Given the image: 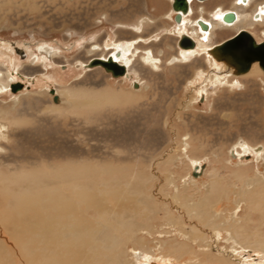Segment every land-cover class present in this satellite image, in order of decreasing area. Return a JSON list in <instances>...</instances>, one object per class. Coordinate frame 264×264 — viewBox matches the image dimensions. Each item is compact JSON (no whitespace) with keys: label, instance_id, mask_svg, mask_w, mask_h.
<instances>
[{"label":"rangeland","instance_id":"1","mask_svg":"<svg viewBox=\"0 0 264 264\" xmlns=\"http://www.w3.org/2000/svg\"><path fill=\"white\" fill-rule=\"evenodd\" d=\"M170 1L0 0L1 79L8 74L24 84L16 93L0 90V174L36 167L56 173L65 162L83 167V183L101 181L104 191L118 195L105 218L110 230L102 231L118 241L122 264H145L162 252L161 245L173 242L205 251L202 233L192 232L202 235V246L185 238L192 227L205 229L216 256L232 255L234 264H264V251L249 236L264 238V74L255 67L235 82L207 81L213 73L208 49L242 27L214 24L206 48L182 60ZM214 1L210 6L195 1L186 18L212 19L215 5L235 6L234 0ZM245 29L264 41V23ZM116 44L128 47L124 78L84 68L92 58L111 55ZM195 70L203 71V79L190 83ZM258 146L262 150L255 154L252 148ZM212 197L217 200L210 206L220 202L223 208L218 228L225 217L230 221L232 200L240 201L233 227H241L248 248L229 240V222L222 226L227 231L214 235L186 219V202ZM118 212L122 223L114 219ZM166 213L183 224L184 235Z\"/></svg>","mask_w":264,"mask_h":264},{"label":"bare ground","instance_id":"2","mask_svg":"<svg viewBox=\"0 0 264 264\" xmlns=\"http://www.w3.org/2000/svg\"><path fill=\"white\" fill-rule=\"evenodd\" d=\"M188 2H191V0H188ZM190 8L188 6L187 15ZM186 14H181V18ZM220 15L221 12H218L217 17ZM242 17L246 18V15L242 14ZM201 21H204V19H201ZM209 24V27H211L209 30L208 28L207 30L200 28L205 31L202 35L205 42L211 40V36L215 32L213 29L214 24L219 26L218 23L210 21ZM193 38L196 42L195 48H192L193 50H180L182 60L185 58L184 56H188L193 51L206 48L203 41L199 39V35H193ZM213 47L208 49L209 51L205 56L209 67H211V72H213L210 75L211 77H207V81L215 80L218 82L222 79L226 82L229 81L228 78H233L235 82L237 76L250 73L255 70V67H259L257 63H252L246 72L238 74L233 67L223 61L216 60L212 56L210 50ZM127 48L116 44L113 49L114 52L109 56L118 64L123 63L126 66L125 54L128 51ZM49 56L54 57V53H50ZM258 69L262 71L260 68ZM202 73V70H197L190 83H199L203 79ZM1 75L0 73V90L11 88L12 77L7 74L6 80L3 81ZM54 102H57V98ZM243 148H247V146L244 145ZM261 150L260 146L252 148L255 154L260 153ZM231 155L234 158V152H231ZM198 168L200 166H197L196 169ZM83 175V167H76L66 162L65 165H59L56 173L49 171V169L36 167L22 174L19 172L11 175L5 172L0 174V264H122L118 251V241L110 237L107 232L102 231L109 232L110 230L105 218L110 215L111 208H109V205L117 202L118 195L116 196L114 190L104 191V183L100 180L99 183L98 180L91 181L89 184L83 183ZM232 194L241 200V193L233 191ZM216 195L219 197L218 194ZM215 200L217 199L212 197L211 199L198 200L195 203L186 202L183 206L185 207L186 219L195 220L196 223L206 228L209 227L214 235L221 234L220 229L226 230L228 227L223 228L222 226L227 225V222H229L228 224L231 227L229 240L236 238L237 242L235 241V243L237 245L248 248V237L239 232L240 225V228L233 227V222L237 218L234 216L238 212L240 201L232 200L228 216L230 221L224 216L221 228H218L216 223L222 218L223 208H220V202L213 203L210 206V202ZM123 205L122 208L126 210L127 208ZM135 205L132 206L135 207ZM120 212L114 215V219L122 223L120 219L122 213L120 214ZM189 212L191 213L189 214ZM166 219L171 224L176 225L179 231H182V234L184 233L183 224L173 215L167 214ZM195 228L192 227L191 231L186 233L185 238L192 239L193 242L198 241L197 243L202 246V235L207 238L205 229L199 231ZM112 229L115 232L119 231L120 228ZM192 232L202 233L201 238L198 235L199 238L192 237ZM242 232L244 233V230ZM249 236L250 238L253 237L258 248L264 251V238H259L260 236L258 237L255 234ZM206 238L203 240L205 251L199 249L197 252L193 246L173 242L161 245V255L152 254L149 259L145 260V264H171L169 259H172L175 264H234L232 255L216 256L213 247L207 243ZM207 248L212 249V253Z\"/></svg>","mask_w":264,"mask_h":264},{"label":"water","instance_id":"3","mask_svg":"<svg viewBox=\"0 0 264 264\" xmlns=\"http://www.w3.org/2000/svg\"><path fill=\"white\" fill-rule=\"evenodd\" d=\"M188 6V0H172L171 8L175 12V23L181 21V14H186L188 12ZM222 19L224 22H233L235 21V15L229 12L223 15ZM198 25L202 30H207V24L201 20H198ZM243 41H247L246 46ZM194 45V41L185 34H181L177 42V46L182 49L193 48ZM210 52L216 60L223 61L233 67L238 74L246 72L252 63H257L264 73V41L256 43L254 38L245 30H240L233 36L216 44ZM96 67L102 68L113 78L124 77L126 75V67L115 62L111 56H107L105 59L92 58L85 65L87 69ZM133 86L136 87V84L134 83ZM20 88L21 84H14L11 86V91L16 92L20 90ZM50 93H54V90L51 89ZM54 100H56V96ZM197 174L198 172H193V176H197Z\"/></svg>","mask_w":264,"mask_h":264},{"label":"flooded vegetation","instance_id":"4","mask_svg":"<svg viewBox=\"0 0 264 264\" xmlns=\"http://www.w3.org/2000/svg\"><path fill=\"white\" fill-rule=\"evenodd\" d=\"M198 2V3H201L202 5L205 3V2H207L206 4H204L205 6H210L211 4H213L215 1L213 0V1H211V2H208V1H210V0H204V1H202V0H191V2H189L190 3V12L188 13V16H187V14H186V16H183L182 18H181V21H180V23H174V26H173V28H175L176 30H174L175 32H172L173 34H176L178 37V39L176 40V45H177V42H178V40H179V38H180V36H181V34H180V32H182V34H185V35H187L189 38H191V40H193L194 41V38H193V35H199V39L201 40V41H203V42H205V38H202V35L204 34L203 32H205V31H202L201 29H200V26L198 25V20H201L200 19V17H199V19H187L186 17H189V16H192L193 14V9H192V6H193V3L194 2ZM171 2L172 1H170V4H171ZM234 7H232L231 9H229V10H225V9H223V8H217V5H215L212 9H211V18L212 19H208V18H203L204 19V21H202V22H204L205 24H207V28H208V30L209 29H211V27H209L210 26V24H209V21H215L216 23H218L219 24V26L217 27V28H219V27H225V28H223V29H226V28H233V26L235 25L236 26V24L238 23V25L240 26L241 25V27H242V30H245V31H247L251 36H253L254 37V35L251 33V32H249L248 30H246L245 29V26H246V24L247 25H249L250 23L251 24H263L264 23V0L263 1H261V0H234ZM156 7H158L159 9H160V6L158 5V6H156ZM155 7V11H157V8ZM253 8L252 10H251V12L249 13V11H245V10H247V9H249V8ZM171 10H172V8H171ZM200 10H201V12H204L206 9H205V7H200ZM173 11V10H172ZM174 12V11H173ZM218 12H221V15L219 16V17H217V13ZM229 12H232L234 15H235V21H233V22H231V23H229V24H227L226 22H224L223 21V19H222V17H223V15H225L226 13H229ZM238 12V13H237ZM162 13V12H161ZM241 13V14H240ZM174 14H175V12L173 13V15H171V17H169V18H171L172 20H174ZM240 14V15H239ZM242 14H245L246 15V18H243L242 17ZM248 15V16H247ZM167 17V16H166ZM168 18V17H167ZM248 21H247V20ZM240 21V22H239ZM243 23V24H242ZM188 25H190V28H195V32L197 33H195L194 31L192 32V33H186V32H184L185 30H187V29H190V28H188ZM221 25V26H220ZM217 28H215V30H217ZM197 29V30H196ZM222 29V30H223ZM221 29H220V31H222ZM199 31V32H198ZM240 31V30H239ZM239 31H237V32H239ZM168 32H169V30H168ZM236 32V33H237ZM171 33V32H170ZM235 33V34H236ZM262 34H263V36H264V30L262 31ZM233 36V35H232ZM229 38V37H228ZM225 39H227V38H225ZM225 39H223V40H225ZM222 40V41H223ZM255 40V42L256 43H260L261 41H257L256 39H254ZM222 41H220V42H222ZM219 42V43H220ZM245 42V43H244ZM194 43H195V45H196V42L194 41ZM243 43H244V45L246 46L247 45V41H243ZM218 44V43H217ZM195 45H194V47L193 48H195ZM216 45V44H215ZM214 45V46H215ZM8 46H11V47H13V49H14V51H16L15 50V47L14 46H12L11 44H9ZM6 47V46H5ZM178 47V46H177ZM189 49H192V48H186V50H189ZM180 50H182V48H177V54L179 55V51ZM184 50V49H183ZM193 50V49H192ZM196 55H192V56H190L189 57V59L188 60H186V61H184V62H182V63H187V62H189L193 57H195ZM204 56V55H203ZM170 59H172V60H176L174 57H172V58H170ZM169 62V61H168ZM173 63H176L175 61L173 62ZM178 63V62H177ZM259 68V67H258ZM196 71V70H195ZM126 76V75H125ZM124 76V77H125ZM124 77H121V78H124ZM14 84H21V88L20 89H22L23 88V86H24V84H22L21 82H12L11 81V83H10V85H14ZM134 84V83H133ZM9 91L11 90V88L9 87V89H8ZM200 98H201V100L202 101H204V98H205V95H204V91L201 93V95H199V100H200Z\"/></svg>","mask_w":264,"mask_h":264}]
</instances>
